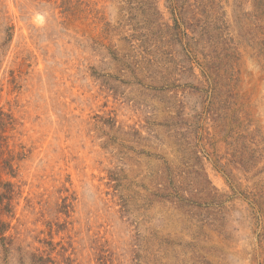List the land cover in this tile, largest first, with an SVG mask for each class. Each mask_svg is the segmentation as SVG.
Masks as SVG:
<instances>
[{
  "label": "rangeland",
  "instance_id": "obj_1",
  "mask_svg": "<svg viewBox=\"0 0 264 264\" xmlns=\"http://www.w3.org/2000/svg\"><path fill=\"white\" fill-rule=\"evenodd\" d=\"M0 264H264V0H0Z\"/></svg>",
  "mask_w": 264,
  "mask_h": 264
}]
</instances>
